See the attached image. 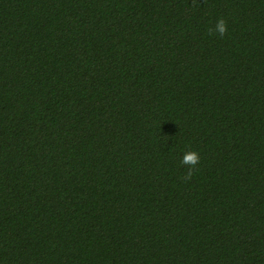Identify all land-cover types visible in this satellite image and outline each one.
Masks as SVG:
<instances>
[{"label":"trees","instance_id":"obj_1","mask_svg":"<svg viewBox=\"0 0 264 264\" xmlns=\"http://www.w3.org/2000/svg\"><path fill=\"white\" fill-rule=\"evenodd\" d=\"M0 264H264V0H0Z\"/></svg>","mask_w":264,"mask_h":264},{"label":"clouds","instance_id":"obj_2","mask_svg":"<svg viewBox=\"0 0 264 264\" xmlns=\"http://www.w3.org/2000/svg\"><path fill=\"white\" fill-rule=\"evenodd\" d=\"M195 3L196 0H193ZM227 23L223 17H219L215 23L214 28L210 27L208 29V35H218L220 37H224L227 33ZM200 161V155L197 151L194 150H188L183 153L181 159H180V165L186 166L187 171L183 175V180L185 182L191 180L194 170L197 168V165Z\"/></svg>","mask_w":264,"mask_h":264}]
</instances>
